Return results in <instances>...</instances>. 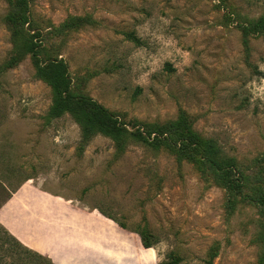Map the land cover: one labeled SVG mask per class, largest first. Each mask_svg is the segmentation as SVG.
<instances>
[{"label":"rangeland","instance_id":"rangeland-1","mask_svg":"<svg viewBox=\"0 0 264 264\" xmlns=\"http://www.w3.org/2000/svg\"><path fill=\"white\" fill-rule=\"evenodd\" d=\"M35 57L146 142L48 120ZM261 195L264 0H0V264H264Z\"/></svg>","mask_w":264,"mask_h":264},{"label":"trees","instance_id":"trees-1","mask_svg":"<svg viewBox=\"0 0 264 264\" xmlns=\"http://www.w3.org/2000/svg\"><path fill=\"white\" fill-rule=\"evenodd\" d=\"M30 48L21 49L18 44L16 46L15 55L11 58L12 62H17ZM36 58V64L42 76L48 81L55 92V102L50 110L47 119L58 118L69 112L79 123L82 135L85 140L91 139L93 136L101 133L111 137L120 150H124L130 139L146 142L144 133L141 131L130 132L125 125L115 118L108 110L104 109L98 103L87 97H80L71 91V79L68 76L67 67L62 62L50 61L48 63L41 62ZM15 64V63H13ZM189 144L198 148L203 146L213 148L212 142L200 139L194 134L188 133ZM225 165V164H223ZM258 205L264 208V195H261L257 201ZM124 227V225H121ZM143 246L151 248L152 244L144 233H140ZM180 258L174 257L171 264H179Z\"/></svg>","mask_w":264,"mask_h":264},{"label":"crops","instance_id":"crops-1","mask_svg":"<svg viewBox=\"0 0 264 264\" xmlns=\"http://www.w3.org/2000/svg\"><path fill=\"white\" fill-rule=\"evenodd\" d=\"M19 208L17 207V205H12V206H10V207H6V209H4V210H2L1 211V214H3L4 215V217H5V220L6 219H8L9 221H11V222H14L15 220H16V217H20L21 216V214H25V213H20V214H16V211L18 210ZM5 212V213H4ZM26 215V214H25ZM0 218H1V216H0ZM2 222V221H1ZM0 222V223H1Z\"/></svg>","mask_w":264,"mask_h":264},{"label":"water","instance_id":"water-1","mask_svg":"<svg viewBox=\"0 0 264 264\" xmlns=\"http://www.w3.org/2000/svg\"><path fill=\"white\" fill-rule=\"evenodd\" d=\"M145 249H147V248H145Z\"/></svg>","mask_w":264,"mask_h":264}]
</instances>
